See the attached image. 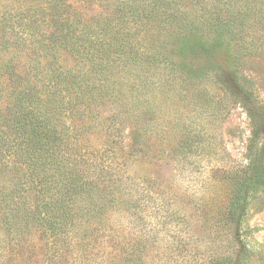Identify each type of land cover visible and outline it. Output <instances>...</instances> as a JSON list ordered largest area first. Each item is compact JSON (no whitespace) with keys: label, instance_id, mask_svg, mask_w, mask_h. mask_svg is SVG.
<instances>
[{"label":"trees","instance_id":"obj_1","mask_svg":"<svg viewBox=\"0 0 264 264\" xmlns=\"http://www.w3.org/2000/svg\"><path fill=\"white\" fill-rule=\"evenodd\" d=\"M263 10L264 0H0V78L13 100L0 108L15 118L27 168L0 146V264H254ZM61 54L70 65L56 72ZM181 102L215 119L239 107L253 127L249 164L229 172L230 197L207 220L221 230L217 254L188 249L185 219L134 171L157 163L147 128Z\"/></svg>","mask_w":264,"mask_h":264},{"label":"rangeland","instance_id":"obj_2","mask_svg":"<svg viewBox=\"0 0 264 264\" xmlns=\"http://www.w3.org/2000/svg\"><path fill=\"white\" fill-rule=\"evenodd\" d=\"M95 11V7L91 8L87 15ZM261 15L264 17V10ZM260 27L262 29L258 40L260 52L256 60V94L259 101L264 103V21ZM66 59L65 55H60L54 64L56 72ZM67 62L70 65L69 59ZM1 81L0 78V102H13L9 99L7 91L2 90ZM57 87L62 90V87ZM191 106L188 102H181L178 113L172 112L165 121L155 122L159 123L158 126L150 123L146 133L149 139L148 150L159 159L156 164L136 163L134 171L151 183L155 182L152 183V191L161 195L164 201L177 211L180 217L176 221L185 219L179 226L181 235H185V240L189 243L188 249L196 255L217 254L225 250L224 242L219 241L221 230L209 222L217 220L216 213L226 205L230 197L232 186L228 179L229 172L249 164L252 153L248 149V143L253 140V127L251 128L247 115L239 107H234L225 118L215 119L206 116L210 111L208 106H200L198 109L202 110V115L194 117V113L189 114ZM177 114L181 115L182 119L177 125L175 122L170 123V119L175 118ZM14 119L13 115H8L0 108V146L9 165L20 168V173L23 174L27 172V168L23 166V154L19 153L22 140L16 121L13 123ZM190 130L195 131V136L188 135ZM254 132L256 136L264 139V121L254 126ZM94 138H97V135L92 136L93 143ZM248 206V224L252 234L247 238V242L254 252V255H251L253 263L258 264L262 260L259 253L264 251V195H256L250 199Z\"/></svg>","mask_w":264,"mask_h":264}]
</instances>
